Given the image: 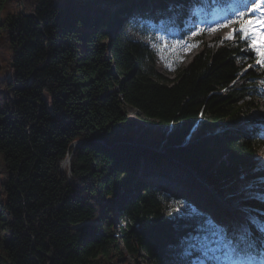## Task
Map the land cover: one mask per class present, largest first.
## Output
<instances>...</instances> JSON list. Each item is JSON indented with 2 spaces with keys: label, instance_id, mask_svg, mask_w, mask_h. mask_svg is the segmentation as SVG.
<instances>
[{
  "label": "trees",
  "instance_id": "trees-1",
  "mask_svg": "<svg viewBox=\"0 0 264 264\" xmlns=\"http://www.w3.org/2000/svg\"><path fill=\"white\" fill-rule=\"evenodd\" d=\"M7 1L0 0L12 50L0 95V264L189 263L185 249L217 217L185 200L182 213L165 211V201L181 203L177 194L135 171L159 155L119 145L132 139L135 118L172 128L161 134L168 152L204 181L264 194L259 182L248 187L264 176V143L239 128L264 99V68L248 44L223 40L184 66L156 35L173 27L183 35L177 42L204 37L183 34L189 8L206 19L229 0H165L174 8L154 13L149 0H24L15 12ZM97 1L107 7H93ZM130 11H138V35L110 32ZM158 53L172 78L157 71ZM248 202L264 219V202Z\"/></svg>",
  "mask_w": 264,
  "mask_h": 264
},
{
  "label": "rangeland",
  "instance_id": "rangeland-1",
  "mask_svg": "<svg viewBox=\"0 0 264 264\" xmlns=\"http://www.w3.org/2000/svg\"><path fill=\"white\" fill-rule=\"evenodd\" d=\"M149 1L151 3L149 5V9H152V13L155 12L153 9L154 6H157L159 11L162 7H164L165 10L174 8V5L169 1L164 0L163 3L160 0ZM22 3L24 4V0H22ZM20 5L21 0H8L5 5V10L15 12L18 10ZM92 6H100L101 8L107 7L105 3L100 4L98 1L93 2ZM110 12L113 13L114 11ZM186 14L189 15L188 13ZM257 15L259 14L257 13ZM136 16H138V11H130L128 15L121 16L119 18L120 21L114 24L112 29L110 28V32L116 33L122 31L123 34H133V32L136 33L137 31L133 29L134 27L131 24L133 20H136ZM122 24L125 25V28H121ZM232 31L233 30H231V28H220L218 31H208L204 37H200L199 39L194 38V43L196 46L192 47L191 50H189L188 48L190 44L186 42L175 52L176 63H180V65L182 64L184 66L187 65L196 53H198L205 47H216L217 45L221 44V38L229 36L230 34H232ZM7 33L8 32L4 29L0 30V95L2 94V91H4L2 87V78L4 75L3 73L12 53L11 44L9 41H6V38L8 36ZM136 35L138 34L136 33ZM145 42H148V39H145ZM180 49L181 54L178 53ZM155 67L157 71H159V73H163L170 78L174 76L170 72L171 68L167 69L160 56L156 61ZM257 106V109L252 110L248 114L250 120L253 121L252 125L250 126V124L240 122L239 128L242 131H251L254 134L253 139L259 140L264 143V99H261L259 101V104L257 103ZM131 113L134 112L131 111ZM135 119L137 120L139 125L134 129L136 132H134L132 139L125 140L124 142H119V145L125 146L124 144L126 143V145H131L133 148L141 147L142 149H144L146 154L150 155L152 151H156L158 149L163 150V153H160L162 155L159 154L160 156H158L160 158L158 159L157 163L150 161V159H143L142 157L141 159L143 160L140 162V165L138 164V167L135 168V171L138 173V178H145L148 182L158 183L163 189L166 188L177 194V197L181 201V203L176 201L172 203L165 201V211L169 215L182 213L180 212L181 208L185 207L183 204H186V202H190L193 208L206 210L207 212H209V214L217 217L218 220L214 223L216 224L215 228L219 226L217 228L218 231H221L219 229L220 226H231L232 231L235 230L237 233L240 227L247 223L249 217H255L257 220V212L255 210V207L252 205L250 206L248 200L259 199L260 195H258L255 191H252V189H245V187H247L245 185L235 186V184L233 183L224 185L211 184L212 186L208 185L203 181V178L192 171L183 160H181L177 156L174 157L170 152H168V148H166V143L163 140L161 134L163 131L169 132L172 128L159 127L155 123H143L137 118ZM195 133L196 130H193L192 136L195 135ZM65 160L68 163V160ZM261 161H264V147H261L258 153L259 165ZM214 192H218L219 196L214 194ZM116 222H119V220H117ZM204 223V228L210 231V229L207 228L209 222ZM257 224H259L258 220ZM195 260L196 258L193 261ZM130 261H132V259ZM137 264L151 263L142 260Z\"/></svg>",
  "mask_w": 264,
  "mask_h": 264
},
{
  "label": "snow or ice",
  "instance_id": "snow-or-ice-1",
  "mask_svg": "<svg viewBox=\"0 0 264 264\" xmlns=\"http://www.w3.org/2000/svg\"><path fill=\"white\" fill-rule=\"evenodd\" d=\"M235 3L237 6L234 10L221 21L199 28L192 35H199L203 31H218L228 24L236 25L232 34L221 38V42L238 38V42L249 44V50L254 51L258 66L264 68V0H235ZM195 46L190 44L188 48L191 50ZM257 171L264 173V161L260 162ZM257 182L264 185V176L251 182L248 187H253ZM259 199L264 202V194ZM256 224V218L249 217L247 223L232 236L226 230L218 231L217 226L211 230L208 241L191 245L185 249L184 254L186 257L196 255V260L191 264H264V226L255 228ZM257 248L261 249L260 254L255 253Z\"/></svg>",
  "mask_w": 264,
  "mask_h": 264
},
{
  "label": "water",
  "instance_id": "water-1",
  "mask_svg": "<svg viewBox=\"0 0 264 264\" xmlns=\"http://www.w3.org/2000/svg\"><path fill=\"white\" fill-rule=\"evenodd\" d=\"M23 9H24V6H23L22 0H21V10H23ZM166 148H167V146H166ZM155 152L159 155L160 153H163V150L158 149V150H156ZM160 155H162V154H160ZM160 155H159V156H160ZM67 160H68V159H67ZM191 170H192V169H191ZM192 171H194V172H195L197 175H199L201 178L205 179V177H204L203 175L199 174L197 170L195 171V169H193Z\"/></svg>",
  "mask_w": 264,
  "mask_h": 264
},
{
  "label": "bare ground",
  "instance_id": "bare-ground-1",
  "mask_svg": "<svg viewBox=\"0 0 264 264\" xmlns=\"http://www.w3.org/2000/svg\"><path fill=\"white\" fill-rule=\"evenodd\" d=\"M259 14V13H258Z\"/></svg>",
  "mask_w": 264,
  "mask_h": 264
}]
</instances>
